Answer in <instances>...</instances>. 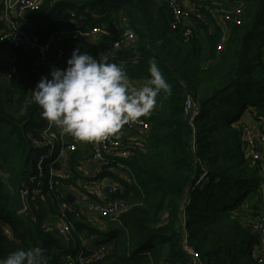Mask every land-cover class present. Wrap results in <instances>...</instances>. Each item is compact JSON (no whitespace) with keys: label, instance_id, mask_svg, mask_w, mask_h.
<instances>
[{"label":"trees","instance_id":"1","mask_svg":"<svg viewBox=\"0 0 264 264\" xmlns=\"http://www.w3.org/2000/svg\"><path fill=\"white\" fill-rule=\"evenodd\" d=\"M242 1V21L230 26L231 38L220 56L217 29L209 34L196 21L190 39L184 29H170L168 0H44L40 11L29 14L40 36L58 29L41 25V19L55 18L65 25L71 13L85 26L104 28L97 55L111 46L109 37L115 41L124 34L128 21L135 40L109 57L110 62L123 65L129 80L137 78L143 85L154 58L171 85V92L161 93L145 117L152 124L142 148L119 158L130 174L110 201L124 202L129 210L102 230L85 219H72L76 241L93 236L88 246L111 248L99 264H193L187 245L203 264H258V236L253 224L242 223L241 214L247 205L254 206L245 216L249 219L262 212L260 175L241 126L248 111L264 118V0ZM17 61L11 81L0 61L3 179L15 175L25 159L26 174L34 170L38 152L33 142L41 139L45 123L32 91L47 76L40 78L31 70L33 60L25 53ZM188 97L199 106L197 115L185 112ZM69 158L72 171L80 175L77 168L90 159L89 149ZM35 203L37 208L32 203L26 214L18 213L0 184V259L39 246L48 264L65 263L74 247L46 226L59 214L57 203L52 196ZM2 224L12 230V237L5 236Z\"/></svg>","mask_w":264,"mask_h":264},{"label":"built area","instance_id":"2","mask_svg":"<svg viewBox=\"0 0 264 264\" xmlns=\"http://www.w3.org/2000/svg\"><path fill=\"white\" fill-rule=\"evenodd\" d=\"M222 1L224 3L222 7L225 9L222 13L223 19L218 24L221 28L216 45L218 56L228 46L232 32L230 26L240 25L245 9V3L242 0ZM205 2L208 0H168L170 29L182 28L184 37L190 39L196 30V21L207 24V18L201 11V4ZM43 3L44 0H0V61L4 47H8L14 53L13 63L6 67L5 78L8 81L12 80L15 73L19 53H25L33 60L31 70L38 73L40 78L47 76L51 79L52 68L65 69L67 66V60L71 57L68 44L79 39L100 38L107 33V30L100 26L90 28L76 21L72 13L69 27H62L58 31L40 36L32 30L29 14L40 11ZM214 6L215 8L210 11L212 18L219 12V6L217 4ZM124 27L126 30L121 37L115 41L113 37H109L112 44L103 52L108 53L109 57L130 48L134 42L135 35H129L128 21L125 22ZM26 102H30V99ZM185 112L192 116L199 113V106L191 97L187 98ZM151 124L147 118L141 117L137 122L124 125L118 133L107 140L86 143L90 159L81 163L77 168L80 175H76L70 167L71 158L69 157L81 151V142L62 134L55 126H49L45 120L41 139L33 142V147L38 152L34 170L27 172L17 192L23 203L21 214H26L32 203L37 208L35 203L37 199L45 201L46 197L52 196L56 201L59 214L56 215L54 223H47L46 226L55 230L64 243L74 247V250L65 256L63 259L65 263L62 264H99L110 252L111 248L108 249L105 246L100 249L88 246V242L95 239L93 236L89 239L80 237L76 241L72 219H85L100 230L105 227L107 220L120 221L121 216L129 209L124 202L112 203L110 200L112 196L118 194L120 189L117 185H120L122 180H126L127 173L130 174V171L119 161V158L127 157L130 150L142 148ZM261 129L257 136L250 125L242 123L241 126L252 166L262 172L263 176L259 185L264 193V125ZM138 134L143 136L139 139L141 146L133 145L130 148L121 145V142L125 143L122 139L125 135L134 137ZM69 194L74 196V203L68 201ZM2 230L5 236L12 237V230L7 225L2 224ZM253 230L259 242L256 247V258L258 264H264L263 216L254 222ZM186 251L191 256L193 264H203L192 247L187 245Z\"/></svg>","mask_w":264,"mask_h":264},{"label":"clouds","instance_id":"3","mask_svg":"<svg viewBox=\"0 0 264 264\" xmlns=\"http://www.w3.org/2000/svg\"><path fill=\"white\" fill-rule=\"evenodd\" d=\"M69 21L56 31L69 27ZM129 35H133L131 30ZM148 71L142 86L131 87L124 66L110 62L108 53H99L97 58L76 48L65 69L52 68L51 79H40L32 91L33 100L41 118L62 134L82 143L104 141L124 125L149 116L158 96L171 92L154 58ZM0 264H48V259L45 250L35 246L9 253Z\"/></svg>","mask_w":264,"mask_h":264},{"label":"crops","instance_id":"4","mask_svg":"<svg viewBox=\"0 0 264 264\" xmlns=\"http://www.w3.org/2000/svg\"><path fill=\"white\" fill-rule=\"evenodd\" d=\"M56 1L58 2L59 0H56ZM214 4H217V6H219V12L217 13V15L214 18H212L210 11L215 8ZM222 5L224 6V3H223L222 0H213V1L208 0V2H205L203 4V6L201 7L204 10H206L203 14L207 18V24H204V25L207 26V28L209 29V34H212L214 32V30H216V29H217L218 33L221 34V28L219 27L218 24L223 19L222 18V13H223V10L225 9V7H222ZM63 15L64 14H62L60 16H63ZM40 24L41 25H49V26H51V28L52 27L59 28V26H61V25L64 26V24L62 22H60L59 20H57L55 18L53 20L41 19L40 20ZM32 30L34 31V24L33 23H32ZM200 36H202V35H200ZM81 42H83V44H80L79 41H78V43L68 44L69 47L71 46L70 49L68 48L70 56H71V54H72L74 49L79 48L81 52L90 53L94 57L98 58V55H97L96 51H97V44L99 43V38L82 39ZM13 54H14L13 51H11L8 47H4L3 57H2V60H1V66L2 67L10 66L13 63V58H14ZM135 82L138 84V87L142 86V84L139 81H137V78L129 80V83H135ZM249 118L244 119V117H243V120H245V122H244L245 124H247V121L249 120ZM259 121H260V123H263L264 122V118L260 117ZM259 173H261V174H259L260 175V180H261L263 175H262L261 171ZM0 178H1V174H0ZM260 192H261V197L258 198V202L260 204H262V208H264V193L262 192V190ZM46 222H49V221H46ZM102 229H104V228H101V230Z\"/></svg>","mask_w":264,"mask_h":264},{"label":"rangeland","instance_id":"5","mask_svg":"<svg viewBox=\"0 0 264 264\" xmlns=\"http://www.w3.org/2000/svg\"><path fill=\"white\" fill-rule=\"evenodd\" d=\"M123 22H124V19H123ZM123 22H122V24H123ZM80 44H83V42H80ZM71 47V46H70ZM70 47H69V49H70ZM129 85L131 86V87H135V88H139L138 87V84L135 82V83H129ZM250 111H248V113L245 115V116H243L244 117V119H247V118H249V120L247 121V124L248 125H250L251 127H252V129H254V131H255V134L258 136L259 134H260V132H261V128L263 127V125H264V122L263 123H260V121L258 120V119H256V116H254L253 114H251V113H249ZM120 137H121V135H120ZM141 138H143V136H141L140 134H138L137 136H134V137H130L129 135H125L122 139L125 141V143H122L121 142V145H125L126 147H130V148H132V146L134 145V146H141V143H140V141H139V139H141ZM87 148V145H86V143H82L81 142V145H80V148L81 149H84V148ZM259 206L257 205V207L256 208H258ZM254 208V206H250V205H247V207H246V210L245 211H243L244 213H242L241 215H242V220H243V222L242 223H246L247 225H252V224H254V222L257 220V219H259L260 217H264V208H262V212L261 213H259L256 217H252L251 219H249V218H247V217H245L247 214H248V212H250L251 211V209H253ZM248 210V211H247ZM245 218V219H244ZM111 223L112 221L111 220H107L106 221V224H105V227H104V229H107L108 228V223ZM47 223H50V222H46V224ZM103 223V222H102ZM117 223V222H116ZM107 226V227H106ZM253 227V226H252ZM257 232V231H256ZM257 235V234H256Z\"/></svg>","mask_w":264,"mask_h":264},{"label":"water","instance_id":"6","mask_svg":"<svg viewBox=\"0 0 264 264\" xmlns=\"http://www.w3.org/2000/svg\"><path fill=\"white\" fill-rule=\"evenodd\" d=\"M26 166H27V159H25L18 171L15 175L3 179L0 178V184L5 187L6 192L10 195V205L18 212L21 213L23 211V203L20 199L19 192H17L18 186L20 182L23 180L24 176L26 175ZM68 201L70 203L75 202L74 196L71 194L68 195Z\"/></svg>","mask_w":264,"mask_h":264}]
</instances>
